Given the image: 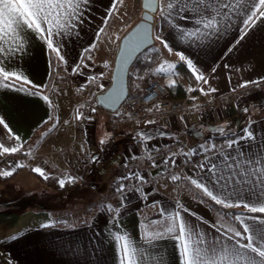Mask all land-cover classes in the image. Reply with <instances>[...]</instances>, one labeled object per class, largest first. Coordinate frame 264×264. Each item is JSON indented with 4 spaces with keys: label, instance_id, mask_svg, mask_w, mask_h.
Returning <instances> with one entry per match:
<instances>
[{
    "label": "crops",
    "instance_id": "1",
    "mask_svg": "<svg viewBox=\"0 0 264 264\" xmlns=\"http://www.w3.org/2000/svg\"><path fill=\"white\" fill-rule=\"evenodd\" d=\"M166 2L159 0L154 14L153 46L159 57L151 70L165 62L176 67L174 74L164 73L166 78L164 74L151 73L160 76L170 96L202 100L240 88L239 85L245 81L263 80L264 18L245 28L242 21L246 17L242 9L240 15L232 14L231 20L218 18L221 23L215 31L204 30L200 26V35L186 37L183 32L197 29L196 18H181L180 15L165 18L166 13L162 14L161 9ZM141 12V0H133L132 4L130 0H120L119 3L116 0H88L86 4L82 3L73 26L54 36L64 62L34 31L23 34V50L4 53L2 60L8 70L32 82L27 85L22 81L16 82V88L0 87V119L8 126L0 125V143L6 146L30 143L28 151L12 154L14 159L7 170L11 168L13 174L8 176V181L31 190L18 194L21 201L6 193L9 198L5 202L22 206L19 209L11 206L0 208V264H120L114 237L121 234L127 235L137 248V264H180L176 239L167 234L146 238L163 232L169 217L177 211L209 240L219 238L221 243H229L227 236L223 235L228 228L244 234L243 224L264 227L259 220L254 222L251 219H264V214L248 212L241 206L229 208L235 211L229 217L228 212L214 211L183 183L171 179L178 176L191 181L210 176L199 166L191 168L184 165L179 172L165 175V165L157 163L153 169L139 167L133 173L143 177L142 180L133 178L132 174L116 184L106 181L108 173L123 157L145 155L151 147L167 145L181 136L187 143L186 152H203L200 164L207 162L211 166V162H215L218 169H224V157L228 154L237 156L242 151V161L244 157L264 150V90L243 95L235 103L208 113L167 116L143 125L134 121L124 122L115 132L106 129L105 116L100 112L90 132V140L79 138L75 126L76 96L73 93L90 82L89 77L109 84L118 41L140 18ZM205 32L210 34H203ZM161 41L167 43L171 51ZM86 49L91 51L86 52ZM102 51L103 54L100 53ZM177 52L192 60L207 84L196 80L186 62L179 60ZM77 65H80L79 71L73 72ZM183 66L190 73V78L182 72ZM172 80L175 81L174 86L181 85L183 96L175 97L170 93L168 84ZM21 88L24 90H17ZM190 88L195 90L189 91ZM212 88L216 91H209ZM178 89L181 93L182 90ZM245 127L255 132V140H240L234 148H228V139L238 138ZM218 128L230 129L231 132L225 135L218 132ZM8 129L20 140L11 139ZM231 133H235V137ZM101 140L105 143L101 144ZM184 152L172 151L171 162H181ZM17 164L21 166L15 167ZM35 168H41L44 175L33 171ZM61 180L64 186L74 181L90 188L101 184L100 194L110 193L104 201L92 204L84 212L82 220L53 222L51 208L46 204L50 187L61 189ZM52 181L56 185L52 186ZM203 182L208 183L207 179ZM120 185L124 186L123 191L117 190ZM208 186L212 187L211 184ZM239 187L244 196L248 187L243 184ZM216 188L219 190L218 185ZM230 202L241 203L236 197ZM178 204L188 211H183ZM235 216H240L243 223ZM238 239L233 237L230 243L235 244ZM240 242L247 243L246 240Z\"/></svg>",
    "mask_w": 264,
    "mask_h": 264
},
{
    "label": "snow or ice",
    "instance_id": "2",
    "mask_svg": "<svg viewBox=\"0 0 264 264\" xmlns=\"http://www.w3.org/2000/svg\"><path fill=\"white\" fill-rule=\"evenodd\" d=\"M87 2L88 0H0V87L16 88V82L21 81L26 85L32 83L27 77L8 70V66L2 60L4 53L12 54L24 49L23 34L26 31L37 33L40 38L45 40L47 48L54 52L61 62H64L59 43L54 41V36L64 33L73 26L74 21L78 18L82 3L86 4ZM116 2L119 3L120 0H116ZM115 6L114 4L113 7L115 8ZM242 9V14L246 17L242 21L245 28L251 27L257 20L264 18V0H167L161 12L162 14L166 13L165 18L173 15H180L181 18H185V16L196 18L197 29L193 32L182 33L183 36L194 37L201 34L200 26L204 30L215 31L221 23V19L231 20L232 14L240 15ZM101 31L103 30L101 29ZM203 34L207 35L210 32ZM156 38L160 39L159 36ZM161 42L165 48L171 51L167 43ZM92 47L94 48L95 45H92ZM87 51H91V49H86ZM176 55L180 61L186 62L197 81H202L204 84L208 83L191 59L186 58L180 52H177ZM84 67H87V65H84ZM175 67L174 64L165 62L156 69V72L174 74ZM79 69L80 65H77L73 72H78ZM94 80L95 77H89L90 82ZM256 83L258 81H245L239 87H247L249 84ZM174 85L175 81L172 80L169 82L168 87ZM32 87L38 86L32 85ZM194 90L189 89V91ZM200 91L203 93L204 89L201 88ZM209 91L215 92L216 89L212 88ZM35 94L33 93V95ZM44 99L47 100L48 98L44 97ZM153 107H159V105H153ZM245 111L247 112L248 109H245ZM75 118L80 120L82 113L78 111ZM147 123H155V121H148ZM0 125L8 128L2 119H0ZM217 131L225 135L231 132L230 129L225 128H218ZM8 132L11 139L20 140L19 136L11 133V129H8ZM235 135V133H231L232 137H235ZM255 138V132L250 127H245L238 138L228 139L227 146L228 148H234L240 140L254 141ZM100 143L103 144L105 141L101 140ZM251 146L249 145V147ZM22 147V144L6 146L0 143V155L15 154ZM190 154L186 153V155ZM240 156H243L242 151L237 156L226 155L224 157V169H218L215 162H211V166L207 162L201 163L199 167L206 170L210 176L202 177L200 180L192 179L190 182L217 205L224 208L242 206L248 212L264 214V150L258 151L253 156H246L242 161ZM164 162L167 163L168 161ZM172 162L174 163V161ZM20 166L19 164L15 165V167ZM33 171L44 175L41 168H35ZM12 174L11 168L0 171V175L5 177ZM127 178L129 177H121V179ZM133 178L143 179L138 174H133ZM171 179L175 181L180 177L172 176ZM205 179L208 181L207 184L203 182ZM209 184L212 187H209ZM241 184L248 187V192L244 196L241 195L242 189L239 187ZM217 185L219 190L216 188ZM60 186H64L63 180L60 181ZM123 187V185H120L117 190L123 191ZM233 197H236L241 203L230 202ZM178 207L183 208L180 204H178ZM183 211L187 212L188 209L183 208ZM190 215L194 216L195 213H190ZM234 218L243 223L240 216ZM199 219L203 220V218ZM251 219L254 222L259 220V224L264 226V219L257 217H251ZM204 222L206 223V221ZM217 231H219V228H217ZM228 232H231L232 235H227ZM243 233L228 228L223 235L227 236L229 243H221L219 238L209 240L205 233L186 221L181 213L177 211L169 217L163 232L150 234L146 238H159L167 234L176 239L178 241L180 264H264V227H252L243 224ZM233 237L239 238L235 244L230 243ZM114 238L117 241L120 253V264H137L138 250L134 247L130 238L125 234L117 235ZM240 240H246L247 243H241Z\"/></svg>",
    "mask_w": 264,
    "mask_h": 264
},
{
    "label": "built area",
    "instance_id": "3",
    "mask_svg": "<svg viewBox=\"0 0 264 264\" xmlns=\"http://www.w3.org/2000/svg\"><path fill=\"white\" fill-rule=\"evenodd\" d=\"M100 79H95L81 87V93L77 94L74 105L75 117L82 113V118H75V126L80 139L89 141L90 132L96 123L97 113L102 112L105 116V127L109 132L116 131L124 122H136L147 124L152 119H161L167 116H178L193 112L208 113L213 109L235 103L243 95L255 94L264 90V79L256 84H249L247 87H240L235 90L211 96L202 100L193 101L187 97L174 98L170 96L165 87L156 79L149 80L142 87V93L131 100H125L115 111H108L101 107L95 100V95L107 85ZM159 105V107H153ZM151 108V110H149ZM94 109V111H93ZM187 143L183 136L167 145H155L145 155L125 156L108 173L106 181L109 184H116L123 180L121 177L132 175L139 167L146 170L153 169L157 163L165 165L164 174L170 175L180 171L186 165L191 168L198 167L203 152H186ZM174 150L185 151L182 161L171 162V153ZM186 153H191L186 155ZM12 155V154H11ZM11 155H0V168L4 167L11 158ZM168 161L165 163L164 161Z\"/></svg>",
    "mask_w": 264,
    "mask_h": 264
},
{
    "label": "water",
    "instance_id": "4",
    "mask_svg": "<svg viewBox=\"0 0 264 264\" xmlns=\"http://www.w3.org/2000/svg\"><path fill=\"white\" fill-rule=\"evenodd\" d=\"M159 0H141L140 18L120 37L116 46L109 84L95 95L96 102L115 111L129 95L127 76L136 57L154 43L153 21Z\"/></svg>",
    "mask_w": 264,
    "mask_h": 264
},
{
    "label": "rangeland",
    "instance_id": "5",
    "mask_svg": "<svg viewBox=\"0 0 264 264\" xmlns=\"http://www.w3.org/2000/svg\"><path fill=\"white\" fill-rule=\"evenodd\" d=\"M130 3L132 4L133 0H130ZM149 47H151V48H149ZM149 47H147V50H144L143 52H141L143 54V56L148 55L149 52H152V51L157 52L158 51L155 49L154 46H149ZM100 53L103 54V51ZM158 57L159 56L157 55L156 60H158ZM157 68L158 67L153 68V70H151V72L157 73L156 72ZM151 72L147 76V78L142 79L141 84H140V88L142 89L144 84H146L151 79L158 80L165 87V84H164L163 80L160 78V76L154 75ZM167 76H169V75H167ZM163 77L166 78L165 74ZM81 87H80L79 92L73 93L74 96H77V94L81 93ZM97 114L98 115H97L96 120L98 119V116L101 115L100 112ZM113 132H115V131H113ZM13 159H14L13 155H11L9 162L4 167H1L0 171L7 170L9 163ZM0 176H1L0 177V208H5V207L11 206V207H18V209H19L22 205H20V204L16 205L13 203L10 204V203L5 202L9 198L6 193L11 194L15 200L21 201L20 200L21 198H19L18 194H20L21 192H24L25 190H31V188H27L24 185L19 186L18 183L17 182L15 183L14 181L9 182L8 176L7 177H5L3 175H0ZM55 183H56L55 181H52V186L56 185ZM101 186H102L101 184H98L95 186L96 188L95 187L90 188V187H86L84 184L82 186L80 185V187L78 189L69 191L64 195L61 194V192L59 191L63 187L61 189H58V190L56 188H54V186L50 187V191H49L50 196H49V199H48L46 205L51 208V216L54 218V219H52V221L53 222H65V223H67V222H76V221L82 220V218H84V216H83L84 212L86 210H88L89 208H91L93 206L92 204L104 201V199L107 198V196L109 195L110 192H108L106 195L100 194ZM13 198H11V199H13ZM43 205H45V204L43 203ZM36 206H38V205H36ZM214 211L220 212L217 210H214ZM222 213H224V212H222ZM228 215H229V217H231L230 212L228 213Z\"/></svg>",
    "mask_w": 264,
    "mask_h": 264
},
{
    "label": "trees",
    "instance_id": "6",
    "mask_svg": "<svg viewBox=\"0 0 264 264\" xmlns=\"http://www.w3.org/2000/svg\"><path fill=\"white\" fill-rule=\"evenodd\" d=\"M151 46H153V44ZM145 50H147V48ZM157 55H158V52L152 51L148 53L147 57H144L142 53H140L136 57L135 61L132 63L129 69L128 76H127V85H128V90H129V95H128L127 100L136 98L142 93V89L140 88L141 81L143 78H147V76L150 74ZM178 66L181 67L180 65ZM182 72L184 73V75H186L187 78H190V73L188 72L185 66H183ZM178 88L182 90L181 93H178L179 91ZM169 90H170V93L173 94L175 97L176 96L181 97L184 95V91L181 88V85L170 87ZM175 93H177V95ZM178 94L180 95L178 96ZM29 149H30V143L27 142L23 145L21 151L23 152L28 151ZM178 181L183 183L198 199L207 202L212 209L220 211V212H224V213L235 212L233 209L224 208L221 205L215 204V202L212 201L210 198L206 197L201 190L197 189L194 185H192L188 179L182 177L178 179ZM79 187H80V183L76 181L70 182V183H67L60 190V192L61 194L64 195L69 191L78 189ZM254 214H258V213H254Z\"/></svg>",
    "mask_w": 264,
    "mask_h": 264
}]
</instances>
